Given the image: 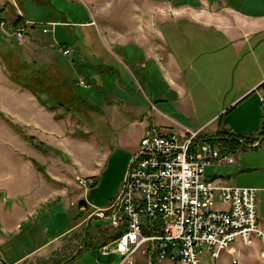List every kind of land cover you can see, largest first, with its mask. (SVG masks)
<instances>
[{
    "label": "rangeland",
    "instance_id": "374dc122",
    "mask_svg": "<svg viewBox=\"0 0 264 264\" xmlns=\"http://www.w3.org/2000/svg\"><path fill=\"white\" fill-rule=\"evenodd\" d=\"M3 1L6 2L0 7V20H4V26L0 25V112L8 113L15 104H20L24 108V100H18L17 97L32 94L40 99L42 104L46 103L51 108L58 107L55 110L65 114L58 124L62 127L63 133L78 135L77 169L66 151L68 148L58 143L60 141L58 138L38 129H34L35 132L29 128L23 129L42 143L41 147L35 148L42 153L43 163L32 159L34 165L43 168V172L36 168L41 175L52 180L49 171L61 179L64 173L58 172L59 165L63 162L72 165L78 173L73 174L74 182L78 185V193L84 192L80 199H84L87 203L86 207H78L77 202L74 201L69 207L66 198H62L59 204L60 197L56 196L57 207H51L48 215L42 217L44 219L42 223L50 228V233L55 230L63 231L69 225L71 215L75 214L77 208L78 219L82 220L76 233H72L73 238H67L68 249H64L62 254L43 263H35L56 264L59 260H68L69 254L76 250L81 231L87 242L92 240V244L98 246L107 242L109 236L113 235V231L107 227L109 222L94 214L97 209H93L91 214L90 210L95 207H102L101 209L107 207L122 182L128 154L125 148L117 146L120 135L118 130L112 129L119 121H125L127 125L125 130L120 131L122 140L136 148L143 121L151 116V110H155V107L177 120L181 126L193 130L229 97L234 82L230 81V74L224 80L222 73L226 71V67L234 69L238 64L241 66L242 61L239 58L243 56L246 58L248 46L244 45L236 55L226 35L216 24H201L191 20L193 18L186 13L174 14L170 4H185L189 8L203 6L209 11L220 14L227 13L224 8H231L242 15L264 20V0H151L154 5L152 8H143L140 4H144L142 0H15V3L1 0ZM60 11L63 12L62 15ZM17 16L21 21L26 20L30 23L26 26V37L30 38L27 40L25 37L26 42L22 44H18L7 34V29L17 22ZM66 16L71 20L79 21L78 24L69 25L74 32L73 34L71 30L70 36L66 33L64 35L62 30L65 24H72L62 20L66 19ZM49 18L61 20L62 23L28 20ZM85 20H89V24ZM91 20H95V23ZM140 24L146 26H142L141 30L138 28ZM130 28L136 30L131 31ZM31 31L33 32L29 34ZM132 32L142 34V38L148 43L146 47H150L154 40L157 44L154 51L165 69L167 68L164 59L167 62V53L173 57L180 68L184 87H188L193 95L194 105L188 102L192 98L191 94L187 99L180 98L179 102L176 101L177 96L173 100L175 95L168 89L165 72L157 64L155 52L150 57H146L142 48L132 43L116 47L115 44L119 39L124 42L135 40L131 35ZM83 36L84 40H82ZM257 36L264 38V31ZM161 38L163 39L159 41ZM103 39L109 43L110 48L105 46ZM73 41L77 44L74 47L70 45ZM78 47L82 49L83 57L80 56ZM66 49L68 53L64 52ZM114 54L122 59L119 60ZM82 62L83 67H80L78 63ZM92 75L95 81L97 80V84L94 83ZM211 87L213 91H210ZM222 87L226 88L224 94L220 92ZM64 93L66 96H72L70 101L63 104L69 107L68 110L55 105L50 100L54 96L65 101ZM78 95L87 100L86 106L82 103L79 105L72 103V99ZM177 102L178 109L175 107L177 105L174 106ZM74 108H77V111ZM143 110H149L150 114L139 118L145 113ZM262 111L260 110V116L264 113ZM236 112L237 107L231 109L229 113L221 114L218 123L217 120L210 122L205 125L203 131H208L214 126L222 129L224 119L237 125ZM135 113L136 120L131 118ZM19 138L24 140L22 137ZM67 140L65 139L68 144ZM106 147L112 153L105 160L103 151ZM236 154L233 153V156L236 157ZM93 166H100L96 176L89 175ZM229 166L223 163L211 166L206 168V173L222 175L227 178L228 183L243 185L244 183L240 181L242 176L235 174H230L231 178L226 176ZM78 177L92 178L93 183L81 185L78 183ZM258 205L261 212H264V200H259L256 192L257 225L264 232V219L260 218L262 216ZM86 224L89 229L83 231L87 227ZM74 237L75 241L72 242ZM233 246L235 248L230 253L222 252L217 260H209L208 257L202 256V264H264V254H262L264 242L256 240L253 245L246 246L235 241ZM96 255L95 249L83 248L80 264H100L96 261ZM115 263L114 261L111 264ZM22 264H33V262L31 260Z\"/></svg>",
    "mask_w": 264,
    "mask_h": 264
},
{
    "label": "crops",
    "instance_id": "0c3cea01",
    "mask_svg": "<svg viewBox=\"0 0 264 264\" xmlns=\"http://www.w3.org/2000/svg\"><path fill=\"white\" fill-rule=\"evenodd\" d=\"M142 1L144 4H140L143 8L154 7V5H152L153 1ZM5 2L6 1L1 2L0 0V7ZM9 2L15 3V0H10ZM161 4V7H163L164 4L162 1ZM170 7L174 14H189V16L193 18H190L191 20L197 21L201 24H216L217 27L224 33V35H226L227 40L232 45L233 51L236 55L240 53V50L244 47V45L248 46V52L246 53V58L245 56L239 58V60L242 61L241 66L238 64L234 69L226 67V71L222 73V78L224 80H226L230 74V81L234 82V85L230 90L228 99L221 103L218 108L216 107L212 113L208 114L201 125L196 126V128L193 130L183 127L178 123L177 120L155 107V110H151V116H147V120L143 121L144 123L140 137L142 136L145 128L148 126L155 127L156 130L161 133L172 132L181 128H187L192 131L202 130V132H204L203 128L205 125L215 120H217L218 123L221 114L229 113L231 109L237 107V112L235 114L237 125H233L224 119L222 129L214 126L204 133L214 134L219 130L227 131L229 134L236 136L239 139L248 138L249 140H252L253 143L245 147H239V151L237 148V150L235 149L232 151L233 153H237V156H233L235 161L229 166L230 169L227 171L226 176L230 177V174L239 175L240 177L242 176V178H239L244 184L238 186H251L257 188L258 199L264 200V134L262 133L264 131L262 129V123L264 119L263 115L260 116V110L263 109L260 107L259 103L260 95L264 93V38L257 36L260 32L264 31V20H260V18L257 17L242 15L231 8H224L227 13L220 14L209 11L208 8L206 9L203 6L189 8L188 6H185V4H170ZM60 14L62 15L63 12L60 11ZM28 20L32 22H61V20L51 18L44 20ZM62 20L64 22L67 21L72 23L68 25L63 23V25H66V27L65 25L62 26L64 35L65 33L67 35L69 34V36L72 33L74 34L72 30L73 28L69 27V25L78 24L79 21L71 20L67 16L66 19ZM85 21L88 23L89 20ZM91 22L95 23V20H91ZM142 26L145 27L146 25L140 24L138 28L142 30ZM67 28H71L70 31ZM129 30H131V28ZM134 30H136V28L131 31ZM32 32L33 31H31L29 34ZM131 35L136 41L132 40L129 42H124L119 39V42L115 44L116 47L126 46L129 43H132L136 47H141L146 57H150L152 53L155 52L154 50L157 44L154 42V40L150 47H146L148 46V43H146V40L144 41L141 36L142 34L139 32H132ZM29 38L30 37H26L27 40ZM84 39L85 38L83 36L82 40ZM162 39L163 38H161L159 41ZM150 41H152L151 38ZM103 42L107 48H110L108 42H106L104 39ZM70 45L74 47L77 44L73 41ZM78 51L80 52V56L82 55L83 57L84 53L80 47H78ZM167 54V62L165 61L166 59H164L167 69L163 67L161 59L160 61L158 60V55L156 52L154 56L156 58L155 60L157 64L165 72L164 77L167 81L166 83L168 89L172 90L175 95L173 100H175L177 96L176 101L179 102L180 98L183 97L187 99L189 98V94H191V100L187 101L193 104V95L188 87H184V82L181 79L179 72V66L176 65L173 57L169 53ZM91 56L93 55L91 54ZM115 57L119 60L122 59V57L117 55H115ZM78 64L80 67H83V62ZM92 78H94V75H92ZM96 81L94 78L95 84H97ZM225 90V87L220 88V92L222 91L223 94ZM210 91H213L212 87ZM65 93L67 94V91ZM65 93V101L57 98L61 104H65L67 101H70V96H66ZM197 95L200 96L199 94ZM17 99L24 100V108H22L20 104L13 105L14 102H12L11 104L13 106L8 111L9 114L5 113L4 111L2 112L7 117L10 116L12 120L18 121L24 126H27V129L29 128L33 131L34 129H38V131L47 132L52 137L58 138L60 140L58 143H60L62 146H65V148H68L66 151L69 153L72 159V164H75L78 169V135L63 133V129H61L62 127L58 126L59 121L63 119L65 114H62L60 110H55L58 107L54 106L51 108L46 103L45 106V104H42V102H40L39 99L32 94L26 97H17ZM80 99L76 97L72 99V103H74V105L88 103L86 99ZM178 102L174 104V106L177 105L175 106L177 109L179 107ZM74 110L77 111V108H74ZM143 112L145 113H142L139 118H143L145 115L150 114L149 110H143ZM156 113H158V115H155ZM56 115H59L60 117L56 118ZM131 118H135L134 120H136V113L131 115ZM126 126L127 125L125 121H119L112 129H114V131L118 130V134L120 136L117 140V146L125 148L128 154L126 165H128L132 154L137 149L140 137L136 148L132 147V144L122 140V134H120V131H123ZM65 139H68V144L66 143ZM104 149V159L106 160L112 151H110L108 147ZM41 155L42 153L38 149L31 146L26 141L20 139L17 133L0 118V258L3 261V264H22L31 260L33 264L40 262L43 263L48 259L60 255V253L62 254L64 249H68V247H66L68 242L67 238H73V236H71L72 233H76L78 227L82 223V220L78 219V208L76 209L75 214L71 215L69 225L63 231L55 230L50 233V228L45 225V223H42L44 220L42 217L48 215V211L51 209V207H57V197H60L58 202L59 204L61 203L62 198H66V200L69 202V207H71L74 201L78 202V200L83 197L84 192L80 191L78 193V185L74 182L73 177V174L78 173L75 172L72 165L68 163L65 164V162H63V164L59 165L58 172L64 173V176L61 179L49 171L48 174L52 180L50 178L43 177L32 162V159H34L40 163H43L41 160ZM45 168L47 171V167ZM99 171L100 166H93L89 171V175L96 176ZM48 205L49 207L47 208ZM100 208L102 207H95L92 208V210H88H90L91 214L93 213V209ZM258 209L260 215L262 216L260 218L264 219V212H261L259 205ZM86 226V229L84 228L83 231L87 230L88 225L86 224ZM83 235L84 233L81 231V236L79 237L76 250L73 253H70L68 256L69 261L67 259L62 261L59 260L56 264H74V262L75 264H80V255L83 251ZM73 241H75V237L72 239V242ZM90 242L92 244V240H90ZM255 242L256 241L252 242V245ZM95 246V252L97 253L96 261L99 263L102 258H97L99 246ZM234 248L235 247L232 245L231 249H229V251L226 253H230V251H232ZM77 253L78 255L76 256ZM161 262L162 264H169L167 261V263L165 261ZM141 263L143 262L140 261L137 264Z\"/></svg>",
    "mask_w": 264,
    "mask_h": 264
},
{
    "label": "built area",
    "instance_id": "2783aa9c",
    "mask_svg": "<svg viewBox=\"0 0 264 264\" xmlns=\"http://www.w3.org/2000/svg\"><path fill=\"white\" fill-rule=\"evenodd\" d=\"M28 24L18 21L7 34L22 44ZM259 101L264 112V93ZM203 134L187 128L166 133L145 128L117 195L94 211L116 234L99 246L98 256L105 259L100 264H202V256L217 260L235 241L246 246L264 242L257 225V189L206 173L208 167L235 160ZM77 180L93 183L92 178Z\"/></svg>",
    "mask_w": 264,
    "mask_h": 264
},
{
    "label": "trees",
    "instance_id": "16d2710c",
    "mask_svg": "<svg viewBox=\"0 0 264 264\" xmlns=\"http://www.w3.org/2000/svg\"><path fill=\"white\" fill-rule=\"evenodd\" d=\"M17 22L18 21H21L20 18L17 16ZM15 21V22H16ZM16 22V23H17ZM31 26V25H30ZM28 26V27H30ZM34 25H32L33 27ZM63 44V42H61ZM65 45V44H63ZM66 48V47H65ZM66 91V89H64ZM70 96V99L72 98L71 95H68ZM82 98L81 95H78V99ZM74 99V98H73ZM55 105H58V106H62L64 107V109L68 110L69 107L68 106H63V104H61L59 102V100L52 96V98L50 99ZM81 100V99H80ZM84 100V98H83ZM40 102H42L40 99H39ZM87 103H84V105L86 106ZM79 105V104H78ZM59 115H56V118H58ZM0 118L2 120H4V122H6V124H8V126L13 130L15 131L19 137H22L25 141H27L28 143H30L31 145H33L34 147H41L42 143L39 141V140H36L35 136L33 135H29L27 134L26 130H23L24 128H27L25 126H23L22 124H19L18 122L10 119L9 117H7L4 113L0 112ZM264 119V117H263ZM262 129L264 130V121L262 123ZM264 134V131L262 132ZM204 137H206L209 141H212L214 142V144L217 143V145L225 150V151H233L235 150L236 148H239V147H245L252 142V140H249L248 138H245V139H239L238 137L236 136H233L231 134H229L227 131H217L215 132L214 134H203ZM36 168L40 171L43 172V168L37 164H35ZM89 229V226L87 228V231ZM88 237H90V235L88 234ZM116 237V234L115 235H110L109 238H114ZM90 239V238H89ZM83 248H87V249H96V246L94 244H91L90 243V240L89 242H87V238L84 236L83 240H82V249ZM100 258V257H99ZM112 258H108L107 261H111ZM157 264V263H156Z\"/></svg>",
    "mask_w": 264,
    "mask_h": 264
},
{
    "label": "water",
    "instance_id": "95a60500",
    "mask_svg": "<svg viewBox=\"0 0 264 264\" xmlns=\"http://www.w3.org/2000/svg\"><path fill=\"white\" fill-rule=\"evenodd\" d=\"M77 204H78V207H81V206H85L86 207L87 206V203L85 202L84 199H79ZM97 258H99V256Z\"/></svg>",
    "mask_w": 264,
    "mask_h": 264
}]
</instances>
